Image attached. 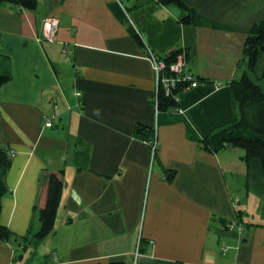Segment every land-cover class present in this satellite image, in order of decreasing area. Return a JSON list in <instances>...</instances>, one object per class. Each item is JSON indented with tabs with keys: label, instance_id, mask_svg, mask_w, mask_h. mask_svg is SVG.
<instances>
[{
	"label": "crops",
	"instance_id": "crops-1",
	"mask_svg": "<svg viewBox=\"0 0 264 264\" xmlns=\"http://www.w3.org/2000/svg\"><path fill=\"white\" fill-rule=\"evenodd\" d=\"M37 1L34 11L0 4V73L12 77L0 87L11 162L0 224L14 239L35 234L41 177L55 173L63 189L41 264H133L138 245L136 264H264V178L249 179L240 149L198 141L237 117L228 83L247 71L264 0H182L198 25L160 0ZM47 17L59 20L55 42L39 40ZM148 48L184 50L199 83L180 95L184 113L156 118ZM138 125L157 129L154 156ZM14 246L24 258L19 240L0 241V264H14Z\"/></svg>",
	"mask_w": 264,
	"mask_h": 264
},
{
	"label": "trees",
	"instance_id": "trees-1",
	"mask_svg": "<svg viewBox=\"0 0 264 264\" xmlns=\"http://www.w3.org/2000/svg\"><path fill=\"white\" fill-rule=\"evenodd\" d=\"M124 3V0H120ZM162 4H176L187 15L182 19L185 24L199 23V17L196 12L188 8L182 0H160ZM9 3L20 9L34 11L37 9V0H0V4ZM127 12L128 9L124 8ZM138 39L139 36H136ZM141 40V39H140ZM182 49H176L162 57L167 64L176 62ZM243 61L247 64V71L243 73L240 79L231 81L238 114L236 119L230 124L221 127L210 135L198 139L202 147L209 152H218L224 148H241L245 151L244 160L248 167L250 180L257 177V173L264 178V84L258 81H264V65L262 72L258 75L261 62H264V21L256 23L248 32L244 50ZM172 74V73H171ZM169 74V75H171ZM12 79L10 73H0V87L7 84ZM186 83H179L175 92L181 90ZM174 96H166L163 92L159 95L158 111L167 113L177 107ZM158 115V116H159ZM135 135L144 141H150L154 137V129L138 125L135 129ZM10 157L8 151L0 148V213L2 199L8 192L4 183V175L10 167ZM42 187L45 188L46 200L42 207H38L40 229L33 234L38 241L52 234L55 229V220L57 210L60 204L63 179L62 176L55 173H44L41 177ZM28 237L13 238L12 232L0 224V241H18L26 249ZM141 247V244H140ZM98 264H127L124 262H112Z\"/></svg>",
	"mask_w": 264,
	"mask_h": 264
},
{
	"label": "built area",
	"instance_id": "built-area-1",
	"mask_svg": "<svg viewBox=\"0 0 264 264\" xmlns=\"http://www.w3.org/2000/svg\"><path fill=\"white\" fill-rule=\"evenodd\" d=\"M58 29H59L58 18L47 17L44 20L42 34L39 40L46 42H55L57 40ZM67 50H68L67 47H65L63 49V52L67 53ZM147 59L152 64V67L156 75V94L154 98L156 118H158L159 115L158 99H159V95L162 92L166 96H170V95L174 96L175 102L178 104L177 107L174 109L175 112L184 113L185 111L182 110V108H180L179 106L180 95L184 91H187L190 87H197L199 84L196 78L186 71L184 50L182 49V52L181 54L178 55L176 62L170 65L167 64V62L161 56H159L157 53L152 51L150 48L147 49ZM179 83H186V85L183 86L181 90L174 93L176 88H178ZM215 86L216 88H220L222 86V83L216 82ZM78 95L81 94L79 93ZM53 104H55V100ZM55 118L56 116L52 111L51 117L46 121V126L48 128L55 127V123H54ZM148 144L151 146L152 155L154 156L159 147L157 129H155L154 137L150 141H148ZM240 228L243 229V227ZM139 256H140V251L138 245V248L135 252V259L133 264H136V261Z\"/></svg>",
	"mask_w": 264,
	"mask_h": 264
},
{
	"label": "rangeland",
	"instance_id": "rangeland-1",
	"mask_svg": "<svg viewBox=\"0 0 264 264\" xmlns=\"http://www.w3.org/2000/svg\"><path fill=\"white\" fill-rule=\"evenodd\" d=\"M264 62L262 61L258 70V75L261 74ZM260 84H264L263 80L258 81ZM245 153V151L241 148H238ZM256 179V178H255ZM254 179V180H255ZM34 234V233H33ZM30 235L27 243L25 242L27 248L25 252L24 258L19 259L18 255L24 253L22 250H16L17 246L15 247V256L17 257L14 260V264H41V260L43 259L44 253L46 250V245L42 243V241H38L34 238V236Z\"/></svg>",
	"mask_w": 264,
	"mask_h": 264
}]
</instances>
